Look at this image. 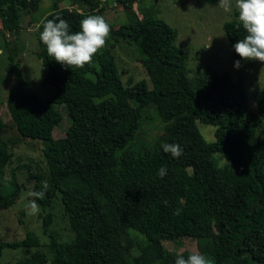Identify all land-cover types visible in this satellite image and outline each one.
<instances>
[{
    "label": "trees",
    "instance_id": "obj_1",
    "mask_svg": "<svg viewBox=\"0 0 264 264\" xmlns=\"http://www.w3.org/2000/svg\"><path fill=\"white\" fill-rule=\"evenodd\" d=\"M40 1L0 0L4 32L20 33L23 14L37 10ZM109 1L74 0L78 7L54 6L45 18L59 16L78 31L86 16L104 17L101 4ZM116 1L124 5L129 21L114 28L104 17L111 35L116 42L119 36L140 47L152 88L146 79L123 81L111 50L115 43L105 46L90 65L66 69L47 55L39 23L36 34L46 79L58 90L54 99L41 100L22 76L17 51L9 49L10 70L20 77L7 100L9 112L22 137L45 145L49 174L31 179H38L34 191L43 190L45 180L49 187L36 202L50 205L59 194L76 233L72 242H61L52 233V264H175L178 254L186 258L194 251H170L164 241L184 237H197L200 253L213 264H264V134L257 135L264 124V90L254 94V112L247 105L244 83L228 73L198 67L189 76L186 53L175 42L178 31L160 18L141 19L133 8L135 0ZM223 28L235 57H240L233 46L246 35L242 25L234 19ZM5 44L9 46L7 40ZM61 104L71 124L64 137L56 138L55 129L63 120L57 108ZM149 104L156 105L165 132L141 153L125 151ZM198 121L216 126L215 140L204 138ZM4 126L0 114V129ZM163 143L181 145L183 155L173 158ZM217 153L224 157L222 166ZM12 156L0 139V208L12 206L20 195L16 181L13 192L3 189L2 176ZM162 166L167 168L163 179L157 175ZM247 177L251 180L240 187L230 185ZM41 217L49 232L53 216ZM211 221L216 233L200 236ZM131 230L144 234L146 241ZM38 246L39 238L30 231L22 241L0 242V251L23 247L29 253ZM132 247L139 254H133ZM27 257L21 264L49 261L42 250Z\"/></svg>",
    "mask_w": 264,
    "mask_h": 264
},
{
    "label": "rangeland",
    "instance_id": "obj_2",
    "mask_svg": "<svg viewBox=\"0 0 264 264\" xmlns=\"http://www.w3.org/2000/svg\"><path fill=\"white\" fill-rule=\"evenodd\" d=\"M219 0L209 2L207 0H135L133 8L141 19H163L178 31L176 45L183 48L186 53L187 71L189 76H194L198 67L205 69L211 67L220 73H228L233 81H242L248 97L247 105L250 110L257 112V103L254 94L264 90V75L261 69L264 63L253 60H243L235 57L230 41L225 33L223 25L226 21L238 20L235 8L231 13H225L218 5ZM74 0H41L39 8L29 14H23L22 29L20 33H11L4 37L0 32V114L5 126L0 129V139L5 142L13 156L2 176L3 189L11 193L16 181L20 187V195L16 203L8 208H0V242H16L26 238L28 232H34L40 241V246L33 247L26 253L23 247H5L0 251V264H21L30 255L38 250L44 251L49 256L47 264H52L53 254L49 245L53 235L61 242H72L76 233L70 227L68 215L65 216V208L58 194L50 205L39 204V212L29 216L25 204L33 199L29 196L34 192L37 178L49 174L48 164L44 155V142L34 138L22 137L12 119L7 106V100L11 90L17 85L20 77L12 73L9 49H15L18 53L16 62L20 63L22 76L29 80L35 93L41 100L54 99L57 91L46 79V69L40 57L37 41L38 24L53 10L54 6L78 7ZM103 15L107 21L118 28L129 21L127 11L123 4L116 0L109 3L102 2ZM6 40L9 46H6ZM115 56L118 71L123 81L138 82L146 79L149 87L150 81L146 68L142 63V51L138 45L128 39L110 34L107 47ZM6 46V47H5ZM240 60L241 67H235V61ZM260 79V82H259ZM63 114V120L56 127L54 135L62 138L71 124L67 108L63 104L57 105ZM198 127L207 141L215 140L216 126L197 122ZM166 123L162 119L155 104H149L143 110V119L140 128L134 138L125 147V151L141 153L146 148L154 146L165 132ZM264 134V124L257 135ZM218 165H224V157L217 153ZM31 175L37 178L31 179ZM251 177L240 178L231 181L232 188H237L249 182ZM14 185V186H13ZM51 213L53 223L49 232H45L41 215ZM135 238L146 241V236L139 231L131 230ZM217 231L214 221L210 222V228L199 232L200 236H212ZM53 233V235H52ZM139 244H141L139 242ZM164 246L170 251H199L197 237H184L180 239L165 240ZM138 247V244L136 245ZM133 254H139L137 248L132 247ZM129 254V253H128ZM202 254V253H201Z\"/></svg>",
    "mask_w": 264,
    "mask_h": 264
},
{
    "label": "clouds",
    "instance_id": "obj_3",
    "mask_svg": "<svg viewBox=\"0 0 264 264\" xmlns=\"http://www.w3.org/2000/svg\"><path fill=\"white\" fill-rule=\"evenodd\" d=\"M225 13H231L235 8L238 13L239 25H242L246 35L234 44L235 52L243 60H253L264 63V0H219L218 5ZM40 41L46 46L47 55L63 67L75 69L90 65L95 56L107 45L111 34V25L102 15H88L80 21L79 30L72 31L69 23L56 16L45 18L41 22ZM235 67H241L240 60L235 61ZM264 75V68L261 69ZM260 82V79H259ZM165 153L178 159L183 155V148L176 143H163ZM157 175L163 179L167 175L166 166H162ZM41 191L30 192L25 209L29 216L39 212L37 200H43L48 190V182H41ZM176 215L180 209H176ZM175 264H213V261L198 251L185 256L178 254Z\"/></svg>",
    "mask_w": 264,
    "mask_h": 264
},
{
    "label": "crops",
    "instance_id": "obj_4",
    "mask_svg": "<svg viewBox=\"0 0 264 264\" xmlns=\"http://www.w3.org/2000/svg\"><path fill=\"white\" fill-rule=\"evenodd\" d=\"M0 32H1V34L2 33H4V34H6L7 36H10V33H8V32H4V30H3V26H2V21H1V18H0ZM4 36V35H3Z\"/></svg>",
    "mask_w": 264,
    "mask_h": 264
}]
</instances>
